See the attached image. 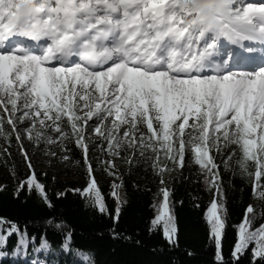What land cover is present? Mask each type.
Returning a JSON list of instances; mask_svg holds the SVG:
<instances>
[{"label":"snow or ice","instance_id":"snow-or-ice-1","mask_svg":"<svg viewBox=\"0 0 264 264\" xmlns=\"http://www.w3.org/2000/svg\"><path fill=\"white\" fill-rule=\"evenodd\" d=\"M246 42H258L260 47ZM241 65L251 66L235 70ZM0 109L7 113L6 120L0 115V134L8 137L5 123L15 130L21 120L29 122L25 129L29 138L35 131L48 143L55 142L52 132L67 138L70 127L88 174L86 187L71 191L80 194L86 208L111 214L88 163L86 127L104 136L115 156L121 155L123 141L131 148L163 151L183 167L187 149L189 155L194 153L195 163L211 173L210 186L221 196L209 142L219 152L223 140L225 149L235 146L240 174H246L254 198L264 202V0H0ZM17 112L22 115L14 119ZM106 121L111 128L105 133L101 129ZM145 126L147 135L141 131ZM21 151L31 169L26 151ZM250 162L254 170L249 169ZM119 187L113 184L109 193L117 199L115 220L127 203L119 200L115 190ZM25 188L52 206L46 186L34 172L20 182L14 195ZM160 192L163 200L152 206L158 214L149 233L160 231L170 245L178 246L170 192L166 188ZM62 195L57 193L58 198ZM222 212L226 216L224 204L214 198L205 215L216 260L221 262ZM257 219H264V209L257 214L249 205L235 226L233 264L250 245L253 264L264 262V224L254 228ZM0 233V249L11 236L18 237L13 255L37 239H29L26 229L4 217ZM61 235L60 247L67 251L72 233ZM50 248L49 240L41 236L33 250ZM75 251L84 264H94L89 252ZM7 254L0 251V256Z\"/></svg>","mask_w":264,"mask_h":264},{"label":"trees","instance_id":"trees-1","mask_svg":"<svg viewBox=\"0 0 264 264\" xmlns=\"http://www.w3.org/2000/svg\"><path fill=\"white\" fill-rule=\"evenodd\" d=\"M141 130L147 135L146 126ZM66 131L70 132V127ZM66 147L71 149L73 157L84 162L83 150L75 143V139L68 140ZM234 147L225 149L223 145L219 152L210 151L218 166L213 172L218 173L217 183L223 188L222 204L226 208L225 229L221 240L222 262L216 260V247L210 239L209 226L205 220L206 210L212 200L203 187L200 167L195 163L194 153L189 155L186 149L182 173L174 178L168 189L170 207H174L178 226V246L170 245L160 231L149 233L152 226L150 222L157 215L152 206L160 195L157 194L158 190H161L155 181L147 183L129 176L123 177L121 184H116L121 187L115 190L119 200L127 203L123 205L119 219L115 220L117 199L109 195L113 184L97 182L111 214L108 211L101 213L86 208L80 194L71 191L83 189L84 182L64 180L48 172L33 170L38 181L46 186L52 206H46L35 192L29 194L26 188L18 196L14 195L21 181L11 173L0 176V183L6 186L0 191V217L15 221L22 230L26 229L29 239L37 237L35 242L29 243L27 249H21L18 254L13 255L18 237L11 236L6 247L0 249L8 253L0 256V264H84L76 254L77 249L89 252L94 264H233L232 250L238 232L235 226L242 222L249 205L257 210V214L260 209H264V202L254 198L253 188L246 174H240L237 156L232 151ZM88 156H91V148ZM254 167L250 162L249 169L254 170ZM30 175L26 174L24 180ZM252 183H255L254 177ZM261 184H264V178ZM120 189H123V197L120 196ZM57 193L63 195L58 198ZM48 221L52 223L49 224ZM56 224H60L61 228L57 229ZM260 224H264V219H257L253 227H259ZM69 231L72 233L71 247L65 251L60 247L63 241L61 233ZM114 232L119 235L114 237ZM41 236L49 240L51 248L35 252L33 249L39 247ZM253 246L250 245L235 264H253Z\"/></svg>","mask_w":264,"mask_h":264},{"label":"rangeland","instance_id":"rangeland-1","mask_svg":"<svg viewBox=\"0 0 264 264\" xmlns=\"http://www.w3.org/2000/svg\"><path fill=\"white\" fill-rule=\"evenodd\" d=\"M250 66L247 65V67ZM244 67L241 65L235 70H243ZM0 115H3L6 120L7 113H3L2 109H0ZM21 115L22 112H17L14 119ZM89 124L91 125V123ZM4 126L11 132V136L8 137L0 134V176L14 172V176L22 182L26 174H32L33 170H41L51 173L56 178L84 182L82 185L86 187L88 174L85 169V163L73 157L71 149L66 147L68 140L76 139L70 132L67 138H58L59 133L52 132L51 137L55 142L48 143L46 136L38 139L35 131H33L31 138H29V134L25 131L29 127L28 121H19L15 130L12 129L11 125H7L6 123ZM109 128H111V124L106 121L101 130L106 133ZM123 130L124 128L122 127L121 134ZM17 133L20 135L19 140L15 138ZM83 134L85 143L91 148V156H88V163L93 165L94 171L92 172V176L95 177L97 182L100 181L111 185L121 184V179L129 176L136 181H145L147 183L155 181L161 189H169L174 178L182 173V167L173 160L166 158L163 151L154 153L151 149L131 148L121 141V155L115 156L108 150L105 137L96 133L94 127H86ZM139 135L140 133L137 132V137ZM117 139L120 140L121 137L117 136ZM186 139H188L187 135ZM223 145L224 142L221 140L220 147H223ZM21 148L27 153V157L31 163V169H29L25 161ZM209 149L210 151L217 150L216 147L212 146L211 141L209 142ZM142 151L144 153L143 155H141ZM53 152L56 153L55 156L52 155ZM65 156L69 157V159H63ZM74 161H79L80 163L77 164ZM109 161H111V164L108 163ZM198 166L200 167L203 187L207 190L209 198L211 200L215 198L218 204H222L223 196L217 193L215 188L210 186L212 179L211 173L201 168L200 165ZM162 168H166L167 170L161 171ZM137 171H141V173H137ZM212 173H214L213 169ZM162 179L163 183H161ZM0 186H2L1 183ZM221 191L223 192L222 187ZM119 192L120 196L123 197V189H120ZM162 200L163 196L161 192L156 199L155 204L157 207ZM221 215L225 220L223 212Z\"/></svg>","mask_w":264,"mask_h":264},{"label":"bare ground","instance_id":"bare-ground-1","mask_svg":"<svg viewBox=\"0 0 264 264\" xmlns=\"http://www.w3.org/2000/svg\"><path fill=\"white\" fill-rule=\"evenodd\" d=\"M246 43H250L252 46H254V47H260L259 46V43L258 42H246ZM230 47V46H229ZM260 58H259V54H257V57H256V59H255V63H259L260 61ZM244 66H246L247 67V65H243V67Z\"/></svg>","mask_w":264,"mask_h":264}]
</instances>
